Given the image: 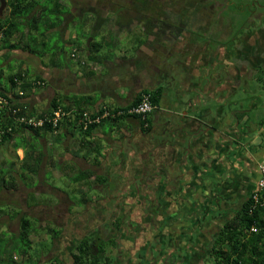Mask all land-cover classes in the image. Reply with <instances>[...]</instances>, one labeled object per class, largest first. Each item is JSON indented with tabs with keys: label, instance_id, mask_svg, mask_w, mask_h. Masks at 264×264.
<instances>
[{
	"label": "rangeland",
	"instance_id": "1",
	"mask_svg": "<svg viewBox=\"0 0 264 264\" xmlns=\"http://www.w3.org/2000/svg\"><path fill=\"white\" fill-rule=\"evenodd\" d=\"M123 1L117 4L124 6L129 3L128 0ZM190 1L192 2L190 3ZM198 1L200 2V7L197 6L198 11L195 12V15H192L190 23L187 26L186 23H188V21L182 24V27L184 28V34L182 35L183 38L182 36L178 37L179 40L173 43L172 48L171 46H167L168 53L161 58L162 61H165L168 65V70L164 71L169 76L163 78L166 81L164 83L167 85L169 84V87H171L170 94L174 97L173 100L177 101H182L192 96L193 91H188L187 89L190 87L194 89L193 85H205L207 81H211L213 80V77L217 76H223V80H225V76L228 75L227 70L230 72L231 69L238 66H245L248 63V58L243 52H241V50L248 48L253 50L254 48H258L262 49L264 52V0H186V3L191 5L199 3ZM61 2L65 7L72 8L71 12L73 11L75 14L74 23L70 25L68 32L66 31L64 36L65 39H68V41L70 39L73 42L75 41V36L69 33L76 34L77 36V34L81 35L82 31L88 32L90 31L91 24L96 21L95 16L92 19L88 18L87 25L84 24L85 26H82L79 14L82 12V9H84L85 4L90 3L95 6H98L99 4H96L91 0H61ZM109 2V0H102V3H100V5H102L101 8L110 4ZM112 5L114 6V4ZM176 5L177 3L174 4L173 9ZM109 6L108 8H110ZM183 11L185 14L181 16L179 14L177 16L179 18L171 17V21H178L180 23L183 18H187V12L185 10ZM173 12L175 11L173 10ZM2 13L3 12H1V14ZM111 14V18L119 17L117 16L116 11L111 12ZM131 16L132 14L130 12L128 14H121V18L124 20ZM103 29L104 30H100V33H97L94 37L97 41H101V44H103L101 47L102 49L99 50L102 56H105L104 53L108 55L107 58H102L103 63L107 61L111 62L115 76L119 78L123 77L122 80L127 79L126 75L129 71L132 72L133 77L136 74H142L144 71L143 68L146 67H144V63L141 60L136 58L132 46V42H135V38L137 37L135 35L136 30H134L133 35L128 37L125 36V34H123V36L120 35L121 38L119 37L118 40L114 36L117 31L114 32L113 30V40L114 42H117L114 43L115 46L113 45L112 47L101 39V35L106 31L105 28ZM114 29L116 30V26ZM54 35L56 36V34ZM82 37L83 36H80L79 38L82 42H85V39ZM54 38L57 39V37ZM108 41L110 42V38H108ZM183 41H186L188 44L193 43L198 45V48L189 51V48L187 49L186 45H182L184 43ZM62 42V39L58 41V43ZM50 44H53V42L51 41ZM2 45L3 43L1 42L0 67L3 68L4 78L18 70L27 69L30 73L36 72L37 75L41 76L46 81L44 87L35 90L36 93L43 89L48 90V88H50L49 82L54 85L56 81L55 78H59V69L55 67L50 68L49 60L51 59V55L47 54L41 56L42 54H38L39 56L36 55L35 57L20 50L5 52L4 49L1 51ZM70 47L69 44H66L64 46V52H56L58 61L63 63V66L73 65L72 60L69 58ZM156 49L158 51V48ZM148 50L149 48H144V52L150 54L148 53ZM51 51L54 50L52 49ZM196 51L202 60L193 63L192 66L193 70L194 68L199 67L201 70V76H196V74L188 76L189 84L184 87V84L182 83L184 82L186 75H184L185 69L182 67V64L188 58H193ZM219 51L221 54L218 53ZM154 53H156V51ZM212 53L216 54L212 55V59L215 61L209 62L207 56ZM149 59H152L154 62L153 65L159 61L156 56H153V58L150 57ZM103 63L94 64L90 69L94 72L93 77L95 80H100L99 74L106 75L107 72H109L104 67ZM241 63L242 65H240ZM161 75L165 74L162 73ZM241 77L245 78L247 76L241 75ZM106 79H109V77ZM240 80L243 83H255V81L250 78ZM102 81L103 79H101V82ZM110 83L116 82L111 81ZM122 89L123 88H120V90ZM113 91L116 92V88H114ZM48 92L49 93L43 94L40 101L38 99L33 100V105H35L38 110L45 107L48 100L53 96V89L50 88ZM94 95L97 100L100 98L101 94L95 92ZM239 95L244 97L246 96V93H244L243 90H240ZM262 96L264 95L262 94ZM263 107L264 106L257 105L256 110L260 112V116L264 113L262 110ZM185 111L186 110L183 109V112ZM101 128L108 132L111 128L109 121L104 122ZM113 131L114 133H117L116 129ZM145 141L146 140L142 142V150L138 149L139 152L132 153L130 156L127 154V162L126 164H123V168L119 171L115 170L116 172H110L111 180L106 178V184L99 185L103 188V193L98 194L94 187L99 186L92 184L93 188H89L86 193V196L92 201V203L87 205H82L78 202V199L81 196L78 192H75V195H68L70 201L67 200L61 192L54 189L57 188L59 190H64L66 194L69 193V190L72 189V185L74 184L72 179L73 176H75V173L69 171L68 174L59 175L60 169L57 166L55 168L50 166L46 167V164L43 161L39 173L33 178L30 184L32 187H28L26 186V183H28L29 180L21 178V171L19 169V159L22 158L24 151L17 149L14 153L9 144L1 145L0 168L7 169L9 162L15 164L12 169V175L16 180V189H4L3 191H0V209L5 211L0 217V231H6L10 234L16 233L18 219L21 214L27 215L30 219H35L37 230L45 224L61 230L60 237L55 241L53 246L51 245V238L45 232L40 234L42 231L39 230L36 235L32 236L34 248L30 250L29 253L33 260L39 258L40 261H38L37 264L43 263V261L52 256L53 257L47 261L48 263H57L58 257L64 264H70L68 257L72 244H74L78 236H81L80 234L82 232L86 231L85 233H87L88 230H91L94 226L98 228L102 237H116L118 242L122 245L119 257L118 259L115 258L114 264H183L182 255L185 253H195L197 259H194L193 257V259L190 260V264L196 263L199 260L198 258L200 255L205 252L206 247H204V243L207 238L205 237L206 232L204 233V229L197 230L198 237L200 238L193 244L191 241L192 238L186 240L188 235L183 230L185 229L184 226L187 220L189 219V221H191V215L195 214V211L201 210L203 205L206 204V201L203 202L204 199L198 197L192 198L191 200L189 198H180L179 190L176 191V197L173 195L169 199L167 198V200L157 199V186H160H158L160 192H164L169 177H163L161 183L156 184V173L154 172L155 169L152 167L151 161V147L149 143L147 144ZM44 143V140H40V144L43 146V151L46 152L44 145L48 147V144ZM52 148L53 147H48L47 151L53 153ZM55 148L56 150H60L61 147L59 146ZM15 154L18 160H16ZM68 155L69 154H67L64 159H67ZM43 160H46V158ZM135 166L138 169H135ZM156 172L161 174L157 169ZM97 173L105 174L104 170L100 168H97L96 174ZM166 173L170 176L173 175V172L167 168ZM119 175L121 177H119ZM124 176L127 179H125ZM119 178L121 180H119ZM78 188L80 189V187ZM85 188L88 187L86 186ZM203 188L204 186H201V189L198 188L197 190L202 192ZM213 191L215 192V189H213ZM29 197H33L38 202H36L35 205H28ZM76 201L77 203H75ZM159 201H161L160 208ZM222 203L225 204V202ZM229 204L230 202L228 205ZM224 207L225 206L223 205L222 208ZM12 211H17L19 213L18 215H14ZM198 215L200 216L201 213ZM117 217L118 219L125 220H123L122 227L116 229L115 218ZM157 231L162 232L157 234ZM168 234L171 236V243H163V235L167 236ZM151 241L158 242L157 246L153 248L158 249L159 251L161 249V244H166L162 249V254H159L158 256L154 254L155 256H153L152 251L154 249L152 248V245H150ZM186 241L190 244L188 250H186L185 253L182 251V254L178 253L176 251L178 247L181 246L187 248L185 247L187 244ZM50 248L51 251L49 252ZM176 252L178 253V258L173 259L172 255ZM179 256H181V258ZM18 259L19 257L15 258V260Z\"/></svg>",
	"mask_w": 264,
	"mask_h": 264
},
{
	"label": "trees",
	"instance_id": "2",
	"mask_svg": "<svg viewBox=\"0 0 264 264\" xmlns=\"http://www.w3.org/2000/svg\"><path fill=\"white\" fill-rule=\"evenodd\" d=\"M91 1L99 5L85 4L82 14H79L82 15L80 16V21L82 26L88 23V18L92 19L95 16L96 21L92 24L90 22L91 27L89 32L82 31V34H77V38L72 42L70 39L69 41L65 39L64 36L66 31L69 30L70 25L74 23L75 14L73 11L71 12L72 8L62 5L61 0H6L3 13L0 14V42L3 43L1 49H4L5 52L20 50L35 57L36 55L42 54L41 56H45L49 54L51 55V59L49 60L50 68H61L63 67V63L58 61L56 52H64V46L69 44L71 45L69 52L70 60H72L70 54L73 48L84 53L83 63L80 61L76 63L72 60L73 64H76L81 70H89L93 74L94 72L90 70L93 65L102 63V58L108 57L105 53V56H102L99 50L102 49L103 44L94 38L97 33H100V30H104L103 28L106 31L101 35V39H104L105 42L107 41L111 46L117 42H114L113 37L115 36L118 40L123 30H126L127 35H133L134 28L141 29L144 37L137 36L135 38L140 48L147 43L151 45L155 42L160 43L165 34L172 35L173 39L181 37L184 33L182 24L186 23L192 15H195V12L198 11L197 6L200 7L199 1V3L190 5L186 3V0H128V4L120 6L117 3L123 0H115V2L114 0H109L110 4L101 8L102 5L100 3H102V0ZM174 2L177 5L173 9ZM183 10L187 12V18H183L180 23L178 21H171V17L179 18L177 17L179 14L180 16L185 14ZM113 11H116L119 17L111 18V12ZM129 12L132 14L131 17L125 18V20L121 18V14H128ZM115 26L116 30L114 29ZM110 28L112 30H109ZM113 30L117 32L114 34ZM80 36H86L88 39L91 38V40H87L85 45H82ZM54 37H57V39ZM108 38H110V42ZM60 39H62V43H58ZM51 41L53 44H50ZM52 49L54 51H51ZM252 80L255 81L253 84L259 87L260 95H264V63L257 64ZM45 82L36 72L30 73L27 69L18 70L4 78L3 68L0 67V146L9 144L14 153L17 149L24 151L22 158L19 159V169L21 171V178L29 180L26 183L28 187H32L30 184L39 173L44 158H47L48 164L52 168L58 166V160L55 159L53 153L47 151V155L45 156L40 140L44 139L45 143L49 144L48 147L55 149L62 138L69 136L73 138L71 143L77 139L79 149L84 151L83 154L89 155L94 150L97 151V155H100V146L90 139L93 136V131L97 127L102 126L106 121H109V123H122L125 118H133L139 122L142 132H150L148 116L151 113L142 120L140 116L126 113L117 115V111L122 110L125 112L128 107L137 104L140 95L143 93L149 94L152 104L157 105L158 94L161 91L159 88L142 91L132 103L125 107H116L113 110L102 108L92 113L86 110V101L82 102L84 106H81V103L74 97V105L68 104L63 106L59 98L52 96L48 100L47 105L38 110L35 105L30 106L29 102L25 99L33 93V90L44 87ZM64 99L71 100L70 97ZM57 110L60 111L61 116L56 126H53L54 112ZM107 111L109 115L105 116L104 113ZM84 114H87L92 122H87ZM21 117L40 118L44 122L41 126L30 127L19 121ZM97 118L98 121L95 120ZM78 133L81 135L80 138L75 137ZM15 157L18 160L16 154ZM93 163L95 165L99 164L98 156H96ZM14 165L13 162H9L7 169L0 168V191L4 189H16V180L12 175ZM92 176L96 183L99 182L100 184L107 181L105 178L94 174V171L85 169L80 170L73 176L72 182L80 183L84 181L85 185L91 188L88 181ZM73 188H77V186ZM259 193L256 183L255 190L241 200L239 204L234 207H221V209L220 207L218 208V204L214 203V200H203V202L206 201V204L203 205V208L201 207V210L195 211L196 213L191 215V221L187 220L184 226L185 229L183 230L188 235L186 240L192 238L193 244L200 238L198 237L197 230L204 229V233L206 232L205 252L201 255L199 254V260L194 264H264V201L262 196L257 201L254 198ZM80 195L78 199L80 204L87 205L92 203L85 192H81ZM36 202L38 201L33 197H29L28 205H35ZM4 213L5 211L0 209V217ZM18 213L17 211L13 212L14 215H18ZM199 213H201L200 216L198 215ZM123 220L118 219V217L115 218L116 229L122 227ZM251 228H255V230L252 231ZM39 230L42 231L40 234L45 232L49 235L52 246L59 239L62 232L48 224L37 230L35 219H30L24 214L19 216L16 233L10 234L6 231H0V264H37L40 261L39 258L33 260L29 252L34 248L32 236L36 235ZM85 232H82L81 236H78L77 240L72 244L69 250V263L114 264L115 258L118 259L122 249V245L118 242L117 238L102 237V234L95 226L91 230H88L87 233ZM152 241L150 245H152V248L156 247L158 242ZM169 242L171 243L170 240ZM187 244L185 246L187 248L180 246L176 251L181 254L182 251L185 253L190 245L189 242ZM165 246L166 244L162 243L160 251L153 248L155 250L152 251L153 256H155L154 254L157 256L162 254V249ZM177 252L172 255L173 259L178 258ZM195 255V253L183 254V264H190V260L193 257L197 259ZM17 257L19 259L15 260ZM179 257L181 258V256ZM51 258L40 264H64L58 257L57 263H48L47 261Z\"/></svg>",
	"mask_w": 264,
	"mask_h": 264
},
{
	"label": "crops",
	"instance_id": "3",
	"mask_svg": "<svg viewBox=\"0 0 264 264\" xmlns=\"http://www.w3.org/2000/svg\"><path fill=\"white\" fill-rule=\"evenodd\" d=\"M134 29L136 36L144 37L141 34V29ZM125 31L123 30L120 35L130 36ZM69 34L74 35V39L77 38L76 34ZM82 38L85 39V42L81 41L82 45H85L87 40H91L86 36ZM177 40L179 38L173 39L172 35L165 34L160 43L142 45L140 48L137 40L133 41L134 54L146 68H143L142 74H136L134 77L129 71L126 80H122L123 77L115 76L109 61L102 62L109 72L106 75L99 74L100 80H95L89 70H81L76 64L58 68L59 78H55L54 85L49 82L50 88L53 89V96L59 98L63 106L74 105V97L81 103V106H84L82 102L86 101L85 107L90 113L102 108L113 110L116 107H125L132 103L142 91H150L155 88L161 90L158 94V103L154 105V110L148 116L150 123V132L148 133L142 132L139 122L133 118H125L122 123H110L111 128L108 132L99 126L93 131V136L90 139L100 146V155H97V151L94 150L89 155L83 154L84 151L79 149L77 139L70 143L73 138L69 136L62 138L56 145V147H61L60 150H56V148L53 150V155L58 160L59 175L68 174L69 171L76 175L80 170L85 169L94 171L96 174L97 168H100L104 170L105 174L97 173V176L111 180L110 172L123 168V164L127 162V154L130 156L132 153L142 150V142L146 140L145 143H149L151 147V161L156 173V184H160L163 177H169L164 192H160V186H157L156 195L159 200H167L173 195L176 197V191L179 190V197L183 199L191 200L197 197L212 199L218 205L226 202V204H221V209L223 205L226 207L236 206L255 190L260 174L259 167L264 164V116H262L264 113L260 116V112L256 108L257 105L264 106V96L260 95L259 87L256 84L243 83L240 79L253 78L257 64L264 63V52L258 48L241 50L248 58V63L245 66H238L231 69L230 72L227 70L228 75L225 76V80H223V76H217L213 77V80L207 81L205 85H193L194 89L189 85L190 88L187 90L193 91L192 96L177 101L173 100L174 97L170 94L169 84L164 83L166 81L163 78L169 76L164 71L168 70V65L161 59L168 53L167 46L172 48L173 43ZM103 42H105L104 39ZM183 42L182 45L187 46L188 43ZM144 48H149L148 53L150 54L144 52ZM197 48L198 45L192 43L189 51ZM155 51L156 53H154ZM219 53L221 54V52ZM153 56L159 59L154 65L152 59H149ZM201 60L196 51L193 58H188L182 64L185 69L184 75H186L182 83L184 87L189 84L188 76L195 74L201 76L199 67L193 70L192 66L193 63ZM162 73L165 75H161ZM241 75L247 77L243 78ZM107 77L109 79H106ZM101 79H103L102 82ZM111 81L116 83H110ZM114 88H116V92L113 91ZM120 88L123 89L120 90ZM48 90L43 89L37 93L33 90V93L25 100L29 102L30 106H34L33 100L40 101L43 94L49 93ZM240 90H243L246 96H240ZM95 92L101 94L97 100ZM66 97H70L71 100L64 99ZM183 109L186 111L183 112ZM262 110L264 111V107ZM114 129L117 133H114ZM75 137L80 138V133ZM44 148L47 152L48 147L44 145ZM67 154H69L68 158L64 159ZM96 156H98L99 164L95 165L93 162ZM44 163L46 167L50 166L47 158ZM166 168L173 172L172 176L166 173ZM135 169L138 168L135 166ZM156 169L161 174H158ZM119 177L121 176L119 175ZM119 180L121 179L119 178ZM88 182L93 188L92 184L99 186L106 184L107 181L99 184V182H94L92 176ZM73 183L72 189L67 194L64 190L54 189L61 192L67 200H70L69 194L75 195V192H78L80 195L81 192H88L89 187L85 188L87 185L84 181ZM74 186L77 188H73ZM201 186L204 188L202 192H199L200 190L197 189H201ZM78 187H80L79 191H77ZM94 189L98 194L103 193L101 186L94 187ZM160 205L161 201H159V208ZM161 232L157 231L156 233ZM168 237L171 236L163 235L162 242L171 241V238Z\"/></svg>",
	"mask_w": 264,
	"mask_h": 264
},
{
	"label": "built area",
	"instance_id": "4",
	"mask_svg": "<svg viewBox=\"0 0 264 264\" xmlns=\"http://www.w3.org/2000/svg\"><path fill=\"white\" fill-rule=\"evenodd\" d=\"M71 58L74 62L78 63L79 61L83 63V57L84 54L81 51H77L75 48L72 49L71 51ZM94 66V65H93ZM41 84V83H40ZM0 102H1V98H0ZM154 104H152L151 99H150V95L143 93L140 95V99L139 102L135 105H131L130 107H128L126 109L125 112H123L122 110H118L117 111V115L119 114H129V115H135V116H140L142 120H144L153 110H154ZM55 118L53 119V126H56L57 121L59 119L60 115V111L57 110L54 112ZM104 115H109V112H105ZM84 116L87 119V122H92V120L89 118V116L87 114H84ZM96 121H98V118L95 119ZM20 122H23L24 124H26L27 126L30 127H38L41 126L44 122L43 119H36L34 117H21L19 118ZM145 126H147V124H145ZM260 170V176L257 182V190L260 192L257 195L254 196V198L256 199V201L258 200V198L260 199V196H262V199L264 201V164H262L259 167ZM252 231L255 230V228H251Z\"/></svg>",
	"mask_w": 264,
	"mask_h": 264
},
{
	"label": "flooded vegetation",
	"instance_id": "5",
	"mask_svg": "<svg viewBox=\"0 0 264 264\" xmlns=\"http://www.w3.org/2000/svg\"><path fill=\"white\" fill-rule=\"evenodd\" d=\"M190 13L188 12V15H189ZM190 21H191V19H188V23H186V26L190 23ZM186 28V27H185ZM184 34V33H183ZM182 38H183V36H182ZM193 42V41H192ZM1 43V42H0ZM192 44V43H191ZM191 44H187V48H191ZM1 51H2V49H1ZM220 52V51H219ZM218 52V53H219ZM212 55H216L215 53H212L211 55H208L207 57H208V60H209V62H214L215 60L214 59H212ZM206 57V58H207ZM245 80V79H244Z\"/></svg>",
	"mask_w": 264,
	"mask_h": 264
},
{
	"label": "water",
	"instance_id": "6",
	"mask_svg": "<svg viewBox=\"0 0 264 264\" xmlns=\"http://www.w3.org/2000/svg\"><path fill=\"white\" fill-rule=\"evenodd\" d=\"M6 5V0H0V14Z\"/></svg>",
	"mask_w": 264,
	"mask_h": 264
}]
</instances>
